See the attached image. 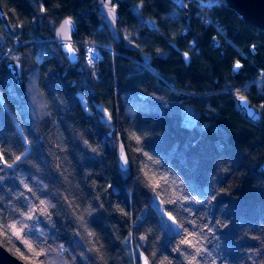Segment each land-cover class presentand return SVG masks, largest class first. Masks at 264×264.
Returning <instances> with one entry per match:
<instances>
[{
    "label": "trees",
    "instance_id": "16d2710c",
    "mask_svg": "<svg viewBox=\"0 0 264 264\" xmlns=\"http://www.w3.org/2000/svg\"><path fill=\"white\" fill-rule=\"evenodd\" d=\"M95 2L0 0L17 32L0 24V245L27 264H140L143 253L151 264H264V31L221 0H187L186 13L169 0H114L115 44ZM68 17L77 65L53 37ZM6 59L21 64L20 84ZM153 195L178 231L162 229Z\"/></svg>",
    "mask_w": 264,
    "mask_h": 264
},
{
    "label": "water",
    "instance_id": "95a60500",
    "mask_svg": "<svg viewBox=\"0 0 264 264\" xmlns=\"http://www.w3.org/2000/svg\"><path fill=\"white\" fill-rule=\"evenodd\" d=\"M179 11L186 13L189 9V4L187 0H169ZM223 6L226 9L233 11L239 20L253 25L257 30L264 31V0H221ZM106 0H96L95 2V13L101 18L102 27H104L108 38L111 42L117 44L121 41L120 33L117 27V23L120 19L118 15V10L114 5V0L105 7ZM115 7L116 20H113L108 16V9ZM71 20L72 24L65 30L64 23L66 20ZM0 24L4 32L9 36H15L16 29L13 28L11 21H9L6 11L2 8L0 4ZM76 32V24L72 18H64L57 26L54 32V40L57 43L59 50L63 53L69 64L77 65L80 62L81 54L74 40H72V35ZM18 42L15 41V44ZM66 45H71L74 49L72 54L68 53ZM185 56V55H183ZM5 67L8 73L13 77L16 84L21 82V64L18 60L6 59ZM232 97L235 101V106L237 110L242 114V117L255 123L260 119V112L256 106H253L246 96L238 92H233ZM115 145H116V156L118 157L117 166L119 177L123 181L129 180L131 177L132 166L130 165L129 156L126 153L125 145H123L121 135L116 133L115 135ZM127 159V164L121 160V154ZM259 170L264 174V165L262 164ZM151 264L147 256L143 253L138 257L140 264ZM0 264H27L19 258L11 255L5 247L0 245Z\"/></svg>",
    "mask_w": 264,
    "mask_h": 264
},
{
    "label": "rangeland",
    "instance_id": "374dc122",
    "mask_svg": "<svg viewBox=\"0 0 264 264\" xmlns=\"http://www.w3.org/2000/svg\"><path fill=\"white\" fill-rule=\"evenodd\" d=\"M86 49L88 50V53H90L89 52V49L90 48H88L86 46ZM92 53L95 54V52L93 50H92ZM89 62L91 63L92 62V59L89 60ZM32 90L35 91V87L34 86H32ZM32 94L33 93L31 91V95ZM32 96L34 97V95H32ZM78 96L81 98V95L80 94H78ZM36 97H37V95H36ZM81 103L86 107V105H85L86 103H84V100L82 98H81ZM99 109H100V112L102 113V120L104 122L108 123V124L111 123V118H110L109 114L107 113V111H105V110L103 111L102 108H99ZM183 110H184V120H185V123L186 124L187 123L188 124L191 123L193 121V117H195L192 109L184 108ZM151 206H153V208H155V210H156V212L158 214V218H160V224H161L162 229H165L167 232L172 233V234L174 232H176V231L179 230V229H177L176 226H174L172 224V221H169L168 220V214H163L162 215V212H164V213H166V212L164 211L163 207H161V204H160L158 198L155 195L152 196ZM157 206H159V209L157 208Z\"/></svg>",
    "mask_w": 264,
    "mask_h": 264
},
{
    "label": "snow or ice",
    "instance_id": "6c2138e0",
    "mask_svg": "<svg viewBox=\"0 0 264 264\" xmlns=\"http://www.w3.org/2000/svg\"><path fill=\"white\" fill-rule=\"evenodd\" d=\"M110 2H111V0H106V3H105L104 6L107 7V5ZM108 16L113 20V22H115V20H116V14H115V7L114 6L108 9ZM71 24H72V22H71L70 19L69 20H66L65 23H64L65 30H67V28L70 27ZM66 48H67L68 53L72 54L74 52V49L71 47V45H66ZM89 52L91 53L92 52V49H89ZM94 58H95V55L93 54L92 55V59H94ZM185 58H187V54H185ZM239 68H241V64L239 63V61H237L236 64L234 65V70L235 69H239ZM16 159L17 160H20L21 157L20 156H17ZM121 160L124 162V164H127V159L124 157L123 153L121 154ZM0 171H2V169H0ZM157 187H159V184H157ZM43 203L44 202L41 201V204H43ZM157 208L159 209V206H157ZM163 214H167V213L162 212V215ZM26 218L27 219H32V216H27ZM168 220L169 221H172V224L174 226H176L177 229H179V225H177V221H176V219L172 215L168 214ZM8 227H9V229L12 231V233L15 236H17V237L20 236L21 230H19L17 228V225L16 224L9 225ZM189 235H191V234H189ZM182 243L189 244V245L195 247V245H192V241L190 239H187V238L184 241H182ZM27 246L29 247V249H32V245L31 244H28ZM36 255H40V253H36ZM145 264H147V260H145Z\"/></svg>",
    "mask_w": 264,
    "mask_h": 264
},
{
    "label": "built area",
    "instance_id": "2783aa9c",
    "mask_svg": "<svg viewBox=\"0 0 264 264\" xmlns=\"http://www.w3.org/2000/svg\"><path fill=\"white\" fill-rule=\"evenodd\" d=\"M206 5H208V6H210V4L209 3H206ZM86 46L88 47V48H90V49H92L94 52H95V49L91 46H89V45H85V48H84V55H85V60H87V63L89 64V65H91V64H93L94 62H96L97 60V56L95 55L96 54V52H95V54L94 53H88V50L86 49ZM87 54V55H86ZM95 55V58L94 59H92V55ZM92 59V62L90 63L89 62V60H91Z\"/></svg>",
    "mask_w": 264,
    "mask_h": 264
}]
</instances>
